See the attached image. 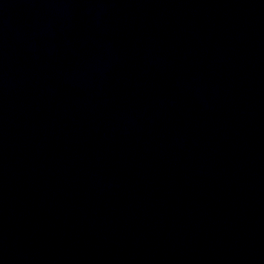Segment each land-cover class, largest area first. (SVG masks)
Returning <instances> with one entry per match:
<instances>
[{
	"label": "water",
	"instance_id": "water-1",
	"mask_svg": "<svg viewBox=\"0 0 264 264\" xmlns=\"http://www.w3.org/2000/svg\"><path fill=\"white\" fill-rule=\"evenodd\" d=\"M0 264H264V0H0Z\"/></svg>",
	"mask_w": 264,
	"mask_h": 264
}]
</instances>
